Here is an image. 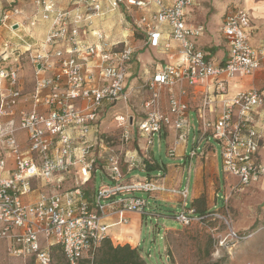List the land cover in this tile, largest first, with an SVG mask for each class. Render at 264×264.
<instances>
[{"label": "built area", "instance_id": "2783aa9c", "mask_svg": "<svg viewBox=\"0 0 264 264\" xmlns=\"http://www.w3.org/2000/svg\"><path fill=\"white\" fill-rule=\"evenodd\" d=\"M191 1L0 0V29L18 39L0 43V247L9 256L51 264L52 249L59 246L69 264L92 260L110 238L114 223L108 217L147 214L149 200L136 192L176 193L182 204L173 215L177 222L203 219L187 204L188 178L180 188L159 184L160 171L152 179L125 182L121 164L128 172L145 170L146 156L136 149L123 156L95 151L103 146L99 128L105 112L117 101L128 102L135 91L129 77L138 58L128 38L136 32L144 36L143 47L167 54L168 60L156 62L145 79L144 116L113 115L122 140L130 139L133 128L150 148L155 136H171L167 155L183 165L187 161L189 173L192 160L213 138L224 172L243 186L264 183V119L259 117L264 94L230 90L233 78L264 71V43H252L251 14L237 8L219 27L225 56H209L197 43L204 26L186 19ZM108 15L121 18L119 37L99 24ZM26 63L33 77L29 92L20 84ZM195 96L197 126L189 99ZM18 130L26 132L24 148L14 135ZM192 130L198 136L187 150ZM100 158L112 181L93 186L87 195Z\"/></svg>", "mask_w": 264, "mask_h": 264}, {"label": "rangeland", "instance_id": "374dc122", "mask_svg": "<svg viewBox=\"0 0 264 264\" xmlns=\"http://www.w3.org/2000/svg\"><path fill=\"white\" fill-rule=\"evenodd\" d=\"M196 2L197 4L191 11L192 14L206 10L211 15L219 14L221 10L219 3H224L225 9L220 15L221 19L223 13L244 8L253 19L254 29L251 36L258 38L260 34H264L262 32L264 30V14L260 15L261 11L259 10L264 5V0H197ZM121 12L123 13V11ZM119 19L121 18L115 15L112 20H116V24H119ZM218 25L219 23L216 22L217 28ZM122 31L124 30L119 25L118 30L112 31L111 35L119 37ZM209 35L218 39L220 33L216 29ZM128 39L135 46V55L137 56L138 53L142 55L140 59H134L132 74L129 77V83H134L135 91L128 102L117 101L105 112L99 128L102 132L100 136L103 139V146H95V151H99L102 156H106L110 152L123 156L126 150L137 149L141 156L148 158L147 155L151 153L158 163L171 164L174 159L167 155V142L164 136L160 138L155 136L150 148L145 146L144 140L136 129H132L130 139L124 142L120 130L116 128L113 119V115L116 113L134 114L139 118L144 116L142 104L149 95V91L144 86L145 79L153 70L156 62L168 60L167 54L165 57L162 53L156 56L155 50L151 52L149 60L143 59L147 53L143 52L147 51V46L143 47L142 45L143 34L136 32L133 37L130 36ZM175 57L179 58L178 55ZM134 67L135 72H133ZM261 110L264 115V104ZM191 117L194 126H197L196 115L192 113ZM192 136L197 137V132L194 130L190 132L187 150L192 148ZM208 142L212 146L207 147L198 160V165L203 167L199 181L205 188L209 187L206 196H209L208 209L211 211L204 219L195 220L188 225H181L173 216L181 209V201L172 206L169 203L155 202V199L146 192H136V195L148 198L150 205L146 210L147 214L143 215L141 220L142 214L126 211L120 219L114 221V225H116L114 230L124 226V235L133 237L135 244H138L136 247L147 264H264V183L248 186L238 184L236 176L223 170L220 145L213 138H210ZM202 146L203 142L200 147ZM99 162L97 165L99 169L88 184L87 195L92 193L93 186L97 187L101 182L112 181L109 172L105 169L103 158H100ZM195 164L196 160H193L189 174L190 185ZM121 169L125 182L144 179V177L152 179L154 177L149 174L156 175L155 170L148 173L139 168L128 172L125 163L121 164ZM204 169L205 171H203ZM93 174L92 172V176ZM187 176L186 163L183 171V183ZM217 193L218 195H216ZM187 204L190 205V195L187 198ZM132 214H137L139 218V222L134 228L130 227ZM122 219L126 221H122ZM61 261L66 260L59 246H55L52 249L51 264H61ZM0 264H33V262L31 259L9 256L1 246Z\"/></svg>", "mask_w": 264, "mask_h": 264}, {"label": "crops", "instance_id": "0c3cea01", "mask_svg": "<svg viewBox=\"0 0 264 264\" xmlns=\"http://www.w3.org/2000/svg\"><path fill=\"white\" fill-rule=\"evenodd\" d=\"M166 2H169L170 0H165ZM197 0H192L187 8H186V19L188 22L190 23H195V24H201L204 26V33L201 37L198 38L197 43H198V47L201 48L204 52H206L209 56H212L215 59L218 60H222L223 57L226 54V43L224 41V39L222 38V35H218V39L214 38L213 36L210 37L209 33H213L216 29H218L219 31V27L221 24V21L224 17L225 14L227 13H223V17L221 19L220 15L222 14V12H224L225 9V4L224 3H219V7H221V10L219 11V14H209L206 11L203 12H199L197 11V13H191V11L193 10V6L195 4H197L196 2ZM251 1V0H249ZM1 7V4H0ZM259 10L260 15L263 13L264 14V5H262ZM255 14V13H254ZM262 14V15H263ZM259 15V14H258ZM115 15H108L103 21L99 22V24L111 35L112 31H117L119 28V24H116V20L118 19L116 17V20H112L114 19ZM215 20H217L216 22L219 23V27H216V22ZM252 24H253V19H252ZM253 29H254V25H253ZM17 32H19V28L16 30ZM253 31V30H252ZM262 32L264 33V30H262ZM220 33V32H219ZM263 35H259L258 38L253 37V35L251 36V41L254 45L260 44V43H264V39H263ZM2 38L3 39H9L12 43H18V39L16 37H13L8 31L4 30V29H0V43L2 42ZM116 38V36L114 37ZM147 51H143V52H147L145 53V56L143 57V59L145 58L146 60H149L151 58V52H153V50H155L154 48L151 47H146ZM156 52V56H158V54L160 52H158L157 50H155ZM147 54V55H146ZM164 55V54H163ZM137 58H141L142 55H140V53H138V55L136 56ZM165 57V55H164ZM152 60V59H151ZM135 72V67L133 68ZM32 68L30 66L29 63H26L23 67V70L21 72V77H20V84L21 87L26 91L29 92L32 88ZM257 89L263 92L264 94V71L260 70L255 72L253 75H249V76H237L235 78L232 79V81L230 82V90L231 91H235V90H246V89ZM191 101V114L194 113V108L193 106L197 105L199 99L198 96L195 97H191L189 98ZM259 117L264 119V115L262 110H259ZM16 139L18 140V142L21 144V146L24 148L26 145V132L23 130H18L14 133ZM165 140L167 142H170L171 140V136L165 137ZM210 145H207L205 148H203L202 153L199 154L197 157H195L193 160H196V166L194 169V174H193V179L191 182V185L189 184V174L191 172V168H192V162H191V168L189 173L187 172V178H188V188H189V195H190V203L191 200L194 198L199 197L201 194H208L209 191V187L205 188L203 186V184L199 181V176L201 175V170L203 167L198 165V160H199V156H201L207 147H209ZM137 150V149H136ZM138 151V150H137ZM183 153V149L182 147L178 148V156L182 155ZM262 155L264 156V147L261 150ZM140 155V154H139ZM216 156V154H215ZM148 158H146L148 160V162L155 164V171L156 173L158 171L161 172V176L158 178V183L162 184L165 187L168 188H180L182 186H184L186 184L183 183V171H184V166L185 164L188 162L186 161L185 164L183 165V161L180 160L178 157L172 158L174 159V162L171 164H160L158 163V161L156 159H154V156L150 153V155H147ZM192 160V161H193ZM12 167L11 161H9V163L7 164L6 170H9ZM146 167V166H145ZM205 171V169L203 170ZM151 172V171H150ZM9 171H5L2 173V175H6L8 174ZM150 176H154L149 174ZM36 197V196H35ZM152 197L155 199L154 201H160L163 203H169L172 204V206H174L175 203H178L181 201L180 196L176 193H171L170 191H157V192H153L152 193ZM207 207L209 204V196L207 195ZM191 206V205H190ZM118 219V216H112V217H108L107 218V222L109 224L114 223L115 220ZM141 220H142V216H141ZM130 222H131V226L132 228L136 227V225L139 222V218L137 216V214H132L130 217ZM114 227H116V225H112L110 226V228L108 229L109 232V236L110 239L112 241L113 244H123V243H129L131 244L132 247H138V244L136 245L134 242L133 237L129 236V235H124V226L123 227H119L117 230H114ZM169 228V227H166ZM131 240V241H130ZM133 241V242H132ZM133 243V244H132Z\"/></svg>", "mask_w": 264, "mask_h": 264}, {"label": "trees", "instance_id": "16d2710c", "mask_svg": "<svg viewBox=\"0 0 264 264\" xmlns=\"http://www.w3.org/2000/svg\"><path fill=\"white\" fill-rule=\"evenodd\" d=\"M145 171L148 173L155 169V164L143 160ZM206 194H201L199 197L191 200V207L197 216L206 217L211 210L208 209L206 203ZM213 211V210H212ZM143 218V215H142ZM61 264H69L67 261H61ZM77 264H147L142 258L139 249L132 247L130 244H113L110 238L103 240L92 260L83 259Z\"/></svg>", "mask_w": 264, "mask_h": 264}, {"label": "water", "instance_id": "95a60500", "mask_svg": "<svg viewBox=\"0 0 264 264\" xmlns=\"http://www.w3.org/2000/svg\"><path fill=\"white\" fill-rule=\"evenodd\" d=\"M14 27H16V26H14ZM130 121H131V118H130Z\"/></svg>", "mask_w": 264, "mask_h": 264}]
</instances>
